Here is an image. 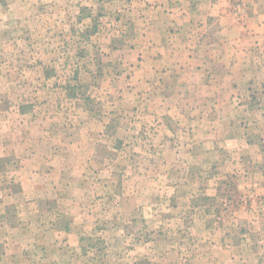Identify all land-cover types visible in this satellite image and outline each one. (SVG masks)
<instances>
[{"label":"rangeland","instance_id":"rangeland-1","mask_svg":"<svg viewBox=\"0 0 264 264\" xmlns=\"http://www.w3.org/2000/svg\"><path fill=\"white\" fill-rule=\"evenodd\" d=\"M252 2L261 25L264 0L221 4ZM175 3L0 0V264H264V59L240 142L189 123L145 63Z\"/></svg>","mask_w":264,"mask_h":264},{"label":"crops","instance_id":"crops-1","mask_svg":"<svg viewBox=\"0 0 264 264\" xmlns=\"http://www.w3.org/2000/svg\"><path fill=\"white\" fill-rule=\"evenodd\" d=\"M221 1L226 2L176 0L175 7L172 5L168 13L158 8L152 25L146 21L144 26L147 30L155 29L157 35L153 41L159 42L164 52L145 63L150 65V74L159 87H162L160 82L169 81L171 86L176 82L179 88L183 85V98L198 97L194 103L183 99V104H178L173 111L190 114L189 123H213L219 119L218 122L224 123L221 130L229 135V138L224 137L225 144L232 145L240 142L235 139L239 132V112L247 108L232 103L241 95L236 89L237 80L248 83L256 79L255 65H263L264 58L256 53L264 50V23L255 24L253 2L248 4L243 14L244 23H241L236 19L239 12L225 8L229 3L221 4ZM163 35L167 38L163 39ZM158 92L161 94L164 90L158 88ZM218 114L225 121L217 118ZM220 137H214L218 140L212 144H219ZM227 148L233 155V150Z\"/></svg>","mask_w":264,"mask_h":264}]
</instances>
